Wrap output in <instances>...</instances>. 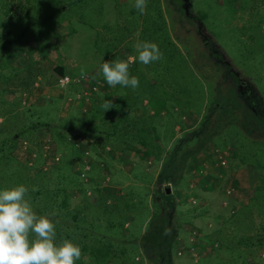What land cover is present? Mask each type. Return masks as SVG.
I'll return each instance as SVG.
<instances>
[{
  "label": "rangeland",
  "instance_id": "374dc122",
  "mask_svg": "<svg viewBox=\"0 0 264 264\" xmlns=\"http://www.w3.org/2000/svg\"><path fill=\"white\" fill-rule=\"evenodd\" d=\"M38 1L33 0L24 10L35 7ZM120 1L123 6H119L118 13L112 10L110 0L87 1L79 18L69 16L59 25L58 17L52 16L54 8L47 5L49 0H41V11L30 12L31 16L25 12L17 22V27L24 30L20 43L7 44L6 39L14 38L13 32L0 37V48L4 50L0 54L6 57L5 62H0V149L4 152L11 134L21 131L9 163L31 176L32 188L51 187L55 180L52 167L56 162L67 161L65 171L74 172L80 178V184L68 191L71 212H76L78 218L83 216L85 224L99 223L100 231L107 238L120 230V234L111 238L124 242L126 247L136 245L128 249L127 258L135 254L137 260L141 253L142 264H148L138 242L149 228L150 220L166 218L167 237L173 243L170 264H195L202 256L206 258L204 264H216L215 259L231 263L234 257L225 246L234 245L240 236L264 234L262 215L254 213L252 207L239 208L251 202L254 188L264 186V171L244 165L232 166L235 160H231L229 148L245 149L247 145L244 144L246 137L238 129V115L234 123L224 125L214 136L213 140L222 149L206 143L190 153L195 147L188 144L186 135L198 125L212 99L227 98L226 89L234 78L242 83L238 90L243 96L249 99L254 94L264 111V0H175V3L158 0L162 16L159 22H164L162 31L167 33L168 40L177 44L179 52H174L166 37L162 38L159 40L162 48L171 51L163 52V59L149 64V71H154L152 75L156 77L152 76L150 83L160 85L164 102L156 96L150 99L146 91L138 92L141 103L147 105L142 122L147 124L145 132L153 144L150 145L152 154L143 157L137 152V137L131 136L137 130L135 122L142 115V109L128 108L124 116L129 122L126 128L129 135H121L125 132L121 112L125 105L113 112L112 108L120 102L110 93L105 96L102 92L105 83L100 82L101 78L105 79L97 75L102 63L99 49H107V55L115 50L116 56L125 61L123 55L129 53L128 61L135 58L133 64L128 62L129 68L143 65L134 45L121 43L129 30L111 26L116 14L123 17L132 10L137 12L138 19L142 15L133 6L135 0ZM179 2L186 6L181 9L183 13ZM151 14L154 13L149 11L147 16ZM101 20L109 22L104 29ZM97 32L100 35L96 41L100 45L92 44ZM134 33L129 36L137 38V32ZM157 37L150 34L143 40L155 42ZM96 46L101 47L96 49ZM61 58H65L62 63L66 75L99 77L96 89L84 82L76 89L72 83L63 90L64 100L52 99L51 93H46L53 85L49 69ZM196 77L199 81H195ZM30 78L31 82L25 84V79ZM217 82L221 83L218 86L222 90L218 96L215 95ZM139 84L140 87V81ZM106 88L112 87L106 83ZM75 89L82 93L79 97H75ZM91 92H96L99 104L85 120L102 130L94 136L83 135L77 129L87 111L88 100L94 95ZM153 94L156 95L155 88ZM233 99L231 94L229 100ZM76 100L82 101L81 109ZM106 100H111L113 107L103 110ZM63 110L67 115L61 117ZM39 122H46L48 126L34 125ZM111 130L115 133L111 134ZM58 132L66 136L68 144L58 143L55 139ZM179 138L188 143L182 144L174 157L175 183H157V172L171 145ZM155 143L161 148L157 149ZM183 152L188 155L180 157ZM223 159L225 164L220 165L219 160ZM165 187L169 191L162 194ZM171 228L174 236L170 235ZM237 247L247 264H264V244L240 243ZM82 262L95 264L89 254L82 255ZM107 264L121 263L116 258Z\"/></svg>",
  "mask_w": 264,
  "mask_h": 264
},
{
  "label": "trees",
  "instance_id": "16d2710c",
  "mask_svg": "<svg viewBox=\"0 0 264 264\" xmlns=\"http://www.w3.org/2000/svg\"><path fill=\"white\" fill-rule=\"evenodd\" d=\"M87 1L90 0H49L50 4H47L49 6H52L54 8L52 10V16L58 17L59 25L61 21L69 16H77L82 14V10L85 9ZM112 1L111 8L112 10L120 12L121 6H123L122 1L120 0H110ZM33 0H17L14 4V0H0V37H3L6 33L13 32L14 38L6 39L7 44L9 43H20L23 36V29H19L17 27L18 20L23 16L22 14L25 12L34 13L38 10L41 11L42 7L40 6L41 0L37 2L35 7H29L28 10H24L26 5L29 6V3L32 4ZM173 3H175V0H172ZM147 8L145 10V14H142L141 17L137 18V12H133L130 10V14L125 15L123 17H120L118 14H116V18L113 19L110 23H112L111 26H115L118 29H127L129 30V35L135 34L134 32H137V38L130 37L128 34H126V38H121V43L125 44L127 42L128 45H134L137 41H144L145 38L148 39L149 35H158L157 40L154 42L158 45L160 51L163 53L170 52V49H163L162 45L163 43L159 40L162 38H165L168 40V35L166 32H163L162 29L164 28V22L163 20L159 22V19L161 20L162 16L160 15V7L158 4V0H146ZM181 4L180 6V12H182L181 9L183 7L186 8L182 4V2H179ZM183 5V6H182ZM32 6V5H30ZM120 6V8H119ZM30 9H33L30 11ZM49 12L48 10H46ZM149 11L154 14L151 17H148ZM58 15V16H57ZM31 16V14H30ZM48 16V14L46 15ZM161 17V18H160ZM103 22V25L101 26L103 29L107 27V21L101 20ZM58 25V26H59ZM18 29V33L16 34V31ZM117 29V30H118ZM102 30V29H100ZM96 31H99L97 29ZM105 32V30H104ZM100 32H97L95 34V40L93 39L92 44L100 45L99 42H97V37L100 35ZM132 34V36H133ZM115 34H112V40L114 39ZM102 39V37H101ZM100 39V40H101ZM115 40V39H114ZM135 40V41H133ZM169 43L172 45L174 52H179L177 44L174 43L171 40H168ZM13 43V44H15ZM102 46V45H101ZM101 46H96V49H99ZM168 47V46H167ZM0 51H4L2 48H0ZM99 51L102 53V58H106V61H125L121 56H116L115 50L109 55H107L108 50L107 49H99ZM166 55V54H165ZM169 55V53H168ZM167 55V56H168ZM123 56H126L127 61L130 64H133L135 62V58H132V61H128V57L131 56L129 53H125ZM171 56V55H170ZM138 57V55H137ZM5 56L0 54V62H5ZM150 65H141L138 67L136 64L131 66L129 68V73L131 76H135L138 78V80L141 83V86L137 87L135 90L132 88H126L122 87L120 85H116L115 87H112L111 89L106 88L105 86H102V92L105 93V96L112 94L117 98L118 102L115 106L112 108L113 112L116 111V108L119 109L121 105H125L124 109L121 110L123 113L122 120L125 123V132L120 133L121 135H129V131L127 130L129 126V122L126 116H124L128 110V108H141L142 109V115L137 116V130L135 133H130L131 136L137 137V152L140 153V155L143 156H149L151 153L150 145L151 144L150 136L148 133L145 132L147 127V124L142 122L146 118L145 113V107L147 105L142 104V100L140 99L139 93L140 91H146L154 98H160L164 102V97L162 94H160L161 87L160 85H156L155 83L151 82L150 79L152 76L155 77V75H152L154 71H149ZM153 70V69H152ZM53 79L52 84L61 76L66 74L65 69L63 66L59 64H54L49 69ZM93 77H95V80H93ZM88 83H92L93 81H97L95 75L89 76ZM92 78V82H91ZM102 79V78H101ZM27 82L25 84H29L31 82L30 79H25ZM195 81H199L196 77ZM233 84L230 85L225 92L227 95V98H221L218 97L217 100L212 99L210 103H208L206 106V111L203 112V114L200 117V120L198 122V125H196L195 128L192 129V131H188V134L186 135V140L188 139V142L184 139L175 140L174 144L171 145V150L168 151L166 159L163 160L162 166L157 172L156 181L157 183H161L162 181H166V183H175V176L173 175L175 173L176 169V160L174 159L176 153H178V148L182 146L184 143L191 144L195 148L190 150L189 152H193L203 147L204 145H207L208 143H211L214 147H219L218 142L214 141V136L218 133V131L226 124L231 125L234 123L235 119H237L238 115V129L241 131L242 135L246 137L245 143L247 144L245 149L242 147L238 148H229L231 151V160H235L232 164V166H246L248 168H256L258 170L264 171V111L259 108L260 105V99L256 96H251V98L247 99L245 94H243L241 91L238 90V87L242 85L239 79L234 78L232 79ZM220 82H217L216 85H220ZM74 84V83H73ZM69 85H72L70 83ZM80 86V84H74ZM140 85V84H139ZM154 86V87H153ZM216 86V93L215 95H220L221 88L219 89V86L217 88ZM154 88L156 90V95H154ZM107 91V92H106ZM98 93H101V91H97ZM241 92V93H240ZM245 92V91H244ZM96 94V92H95ZM102 94V93H101ZM231 94L234 95L233 101H230L229 98L231 97ZM141 101H137V98ZM93 97H90L87 103V111L85 112V115L83 119H81V122L79 123L77 129L79 132L83 135H89L94 136L102 132V130L99 129L98 126H95L94 124L90 123L89 121L86 122V119L88 116L94 113V109L97 106L98 101H94L92 99ZM171 98V97H170ZM149 99V101H150ZM144 109V110H143ZM172 112V111H170ZM84 114V112H83ZM145 116V117H144ZM151 118V117H150ZM38 127H44L48 126L46 122H39L37 124H34ZM74 126V125H73ZM153 126V124H152ZM64 127V126H63ZM136 127V126H135ZM127 128V129H126ZM155 128V127H154ZM51 129L52 126H51ZM50 131H54L51 130ZM56 130V129H55ZM115 130V129H114ZM114 130H111L110 133H115ZM156 132V131H154ZM62 133V132H61ZM109 133V134H110ZM21 134V131L14 132L11 134L10 138L8 139V144L4 152L2 151V148L0 149V190L6 189V188H12L18 185H24L26 186L28 191V198L30 199V203L33 207V210L38 215L48 216L49 213H54V215L49 216V218L52 220V222L55 225V231H56V242L60 243L63 240H68L72 242L74 245L79 246L81 249V258L78 260H75L74 264H84L82 262V255L89 254L93 257V260L95 264H107L108 262L112 260H116V258L120 259L121 264H142V254L140 253L141 257L137 260L134 259V255L130 256V258L125 257L128 252H130L128 249L132 250L131 248H136L135 243H132L130 247H126L124 242H120L118 239L111 238L114 235L120 234L116 231L115 233H112L109 238L105 237L103 235V232L100 231V224H85V220L83 216L77 217L76 212H71L69 207V189L74 185L78 186L80 184V178L77 174L70 171H65L66 169V162H56L54 166L52 167L53 172L55 173V180L54 183L51 185V187L47 188H41V187H31L30 181L31 176H28L25 171L22 170V168L18 167H11L9 160L11 159L10 153L14 146V143L17 140V137H19ZM212 136V137H211ZM66 137V136H65ZM65 137L58 132V134L55 135V139L58 140V143L68 144ZM211 137L210 141L208 142L209 138ZM198 141V142H197ZM207 143V144H206ZM229 145V144H228ZM155 147L161 148L160 145L154 144ZM248 148V149H246ZM126 149V148H125ZM222 149V148H220ZM172 151V152H171ZM188 153V152H187ZM187 153L183 152L180 153V157H184L188 155ZM37 158L40 159L41 155L38 154ZM181 159V158H180ZM12 160V159H11ZM231 162V161H230ZM68 163H71L70 160ZM225 160L223 159V162L220 163V165H224ZM231 165V164H230ZM24 168V167H23ZM166 188V187H165ZM33 189H35L33 191ZM92 192L95 193V191L92 190ZM166 193L165 189L162 194ZM251 196V202H249L246 206H240L239 208L244 207H252L254 209V213H259V215H262V223H264V186L256 187L253 189ZM166 195V194H165ZM167 196V195H166ZM165 196V197H166ZM260 197V199H259ZM238 210V209H236ZM236 214L238 215L239 212ZM154 216V215H153ZM156 216V215H155ZM168 218V217H167ZM157 219V220H156ZM150 220L148 222L149 228L147 231L141 236L138 247L140 248V252L143 253L145 260L148 262V264H170V251L172 250L173 243L168 239L167 237V224L168 221L166 218L158 219L155 218V221ZM241 221V220H240ZM111 228L115 227V224H109ZM264 226V225H263ZM262 226V227H263ZM172 236L175 235L173 232V229H170ZM101 232V233H100ZM258 236V237H257ZM255 236H240L239 239H237V242L234 243V245L231 246H225L224 248H227V252L231 255H233V262L225 261L221 259H215L216 264H247V262L243 259V256H241L240 250L237 247L240 243L244 245H261L264 244V234H258ZM34 238V237H33ZM174 238V237H173ZM218 239V238H216ZM237 248V251L235 250ZM235 250L236 252H234ZM118 252V255H116ZM139 255V254H137ZM209 257V256H206ZM210 258V257H209ZM205 256H202L199 258V261L195 264H204ZM206 261V260H205ZM208 261V260H207Z\"/></svg>",
  "mask_w": 264,
  "mask_h": 264
},
{
  "label": "clouds",
  "instance_id": "9594fccd",
  "mask_svg": "<svg viewBox=\"0 0 264 264\" xmlns=\"http://www.w3.org/2000/svg\"><path fill=\"white\" fill-rule=\"evenodd\" d=\"M133 6L145 14L146 0H135ZM134 48L139 62L144 65L163 59L154 42L137 41ZM97 74L102 75L110 87L120 85L135 90L139 86L138 78L130 75L126 61L102 58ZM112 107L111 100L102 105L103 110ZM28 191L24 185L0 190V264H74L81 258V249L68 240L56 242L55 225L49 218L54 213L38 215Z\"/></svg>",
  "mask_w": 264,
  "mask_h": 264
},
{
  "label": "crops",
  "instance_id": "0c3cea01",
  "mask_svg": "<svg viewBox=\"0 0 264 264\" xmlns=\"http://www.w3.org/2000/svg\"><path fill=\"white\" fill-rule=\"evenodd\" d=\"M60 57V56H59ZM64 59L65 58H61V60L59 59V61H57V62H59V63H56V64H59V65H61V66H63L64 67V69L66 70V68H65V66H64V64L62 63V62H65L64 61ZM98 75V74H97ZM99 76V75H98ZM93 80H91V82H92ZM101 83H107L106 82V80H102L101 79V81H100ZM99 82V83H100ZM52 84V83H51ZM74 85V84H73ZM101 85H103V84H101ZM78 86V85H77ZM77 86H74L76 89H78V87ZM80 87V86H79ZM101 87V86H100ZM99 87V88H100ZM87 88V87H86ZM75 89V93H77V94H75V97L77 96V97H79L82 93H78V91H80V90H76ZM63 90H66L65 89V87H59L58 85H55L54 83H53V85L50 87V88H47V90H46V93L47 94H49V92L51 93L50 95L52 96V99H54V100H58V99H62V100H64L65 99V97H66V95H65V93H64V91ZM91 93H93L94 95H93V100L96 102L97 101V99H98V95H95V92H91ZM77 102H78V108L79 109H81L82 108V101L81 100H76ZM65 102V101H64ZM97 103V102H96ZM97 104H99V103H97ZM82 111V110H81ZM63 115L65 116V115H67V113L65 112V114H64V110L62 111V113H61V117H63ZM62 121H64L63 119H62Z\"/></svg>",
  "mask_w": 264,
  "mask_h": 264
},
{
  "label": "built area",
  "instance_id": "2783aa9c",
  "mask_svg": "<svg viewBox=\"0 0 264 264\" xmlns=\"http://www.w3.org/2000/svg\"><path fill=\"white\" fill-rule=\"evenodd\" d=\"M89 76H88V74H85V75H77V76H69V75H66V74H64L63 76H61L60 78H58L57 80H56V82H57V85L59 86V87H66L67 85H69L70 83H74V84H81L82 82H84V83H87L88 84V81H89ZM98 82L96 81H93L92 83H91V89H96V84H97ZM219 158H220V156H219ZM221 159V158H220ZM220 161V163H222L223 162V160H219ZM226 193H229V190L227 189L226 190Z\"/></svg>",
  "mask_w": 264,
  "mask_h": 264
},
{
  "label": "water",
  "instance_id": "95a60500",
  "mask_svg": "<svg viewBox=\"0 0 264 264\" xmlns=\"http://www.w3.org/2000/svg\"><path fill=\"white\" fill-rule=\"evenodd\" d=\"M165 191H166V192H168V191H169V188H168V187H166V188H165Z\"/></svg>",
  "mask_w": 264,
  "mask_h": 264
}]
</instances>
